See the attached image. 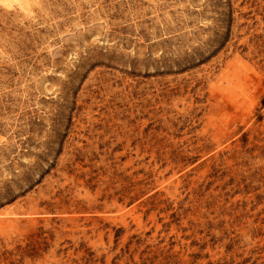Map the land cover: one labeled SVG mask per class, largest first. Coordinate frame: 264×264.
Wrapping results in <instances>:
<instances>
[{"label": "rangeland", "instance_id": "374dc122", "mask_svg": "<svg viewBox=\"0 0 264 264\" xmlns=\"http://www.w3.org/2000/svg\"><path fill=\"white\" fill-rule=\"evenodd\" d=\"M0 264H264V0H0Z\"/></svg>", "mask_w": 264, "mask_h": 264}]
</instances>
